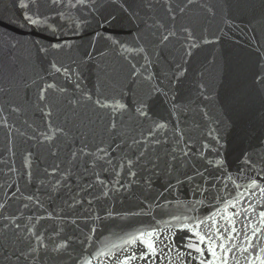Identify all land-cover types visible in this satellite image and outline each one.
Wrapping results in <instances>:
<instances>
[{"label": "water", "instance_id": "1", "mask_svg": "<svg viewBox=\"0 0 264 264\" xmlns=\"http://www.w3.org/2000/svg\"><path fill=\"white\" fill-rule=\"evenodd\" d=\"M88 3L0 0V264H114L100 253L123 257L140 231L175 236L180 254L155 264H196L183 223L223 207L233 182L264 186V0ZM31 232L46 249L31 252Z\"/></svg>", "mask_w": 264, "mask_h": 264}, {"label": "snow or ice", "instance_id": "2", "mask_svg": "<svg viewBox=\"0 0 264 264\" xmlns=\"http://www.w3.org/2000/svg\"><path fill=\"white\" fill-rule=\"evenodd\" d=\"M60 0H53V3H59ZM167 2V0H166ZM193 0H187L188 4H191ZM75 3L79 6H90L88 0H75ZM72 0H69V5L71 6ZM21 7L27 8L28 4H21ZM123 8V4L120 5ZM169 12L172 11L171 7L168 9ZM183 11V9H181ZM211 11V9H209ZM115 19V17H113ZM175 19V17H173ZM25 20L33 25L39 26L42 21L34 19L33 16H25ZM159 27L163 28L161 24ZM188 34V38H192V32L185 29ZM170 36H175V33H169V35H164L162 37V42H166L170 39ZM206 43L209 41L205 40ZM195 43L191 47H197ZM127 51H131L128 49ZM140 52L144 49L140 48ZM68 69H64L67 72ZM56 72H61V68H56ZM180 76L183 73L179 74ZM179 79V76H177ZM258 83L264 85V71H262L257 80ZM203 87V86H201ZM56 85L49 84L47 88L41 90L40 99L44 100L45 93L48 89L55 90ZM166 95V93H165ZM87 100L91 101L92 97L87 96ZM146 97L140 102V106L137 107L136 112L139 116L148 118L149 112L146 108L148 99ZM206 99L208 97H205ZM100 108H112L113 111L119 112L125 110V105L117 102L114 105H109L102 102L99 98L94 102ZM2 111V109H0ZM15 111V109H13ZM46 115H51L47 113ZM115 129V124L111 126ZM166 128L165 124H159L158 129ZM62 131V130H61ZM47 136V134H45ZM99 152L108 155L107 149L99 148ZM83 155H94V153H87L81 149ZM188 155L187 152L184 153ZM74 158L76 154H73ZM143 155V153H141ZM98 160H103L104 157H97ZM111 164V160L105 161ZM95 162L93 167H95ZM124 165H118V167H123ZM135 166V161L131 158L127 161L128 174L135 177L137 173L131 169ZM115 171V168L113 169ZM119 183V181H117ZM103 183V181H101ZM234 184V193H229L231 199L220 197L224 201L223 207H218L217 211L214 212L207 220L196 218L197 223L194 225H189L183 223L182 227L179 229L182 232L190 233L195 237V242H188L185 247L188 249L186 253L181 255L187 256L189 259L195 260L196 264H264V244L260 241L264 240V203L254 204L253 197L259 195L261 200H264V186H261L256 181H252L249 187L253 191L241 192L239 189L242 187L239 184ZM258 190V191H257ZM30 199V198H29ZM247 204V207L244 205ZM0 207H3L0 205ZM233 209L234 211H230ZM177 220L180 218L177 217ZM187 219V217H185ZM209 221L211 223H209ZM203 225V228L201 226ZM16 227H19L17 225ZM31 236L36 241V247L31 249V252H37L39 248H47L42 237L36 232H31ZM158 231H140L136 235H132L130 239L124 241V245H132L133 248H126L124 245L118 246L120 251L124 253L123 257L119 253H100V255H107L109 259L114 260V264H137L138 261L146 262V264H155L157 259L168 258V251H176L180 254L179 249L175 248V236L174 234L163 235ZM139 241V251L136 250L137 242ZM59 247H66V245H60ZM59 247L56 250H59ZM166 249L168 251H166ZM195 253V255H193ZM207 253V255H206ZM31 254V253H29ZM88 264H91L89 261ZM169 264L171 261L169 260Z\"/></svg>", "mask_w": 264, "mask_h": 264}]
</instances>
